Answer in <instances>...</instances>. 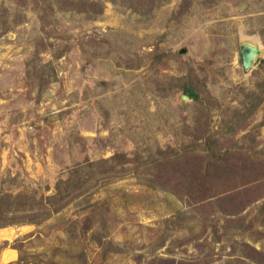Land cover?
<instances>
[{
  "label": "rangeland",
  "instance_id": "obj_1",
  "mask_svg": "<svg viewBox=\"0 0 264 264\" xmlns=\"http://www.w3.org/2000/svg\"><path fill=\"white\" fill-rule=\"evenodd\" d=\"M98 1L0 0V194L21 193L32 205L0 204V249L16 252L0 264H243L235 257L245 252L246 263L264 262L252 249L264 256V195L239 214L188 208L128 163L105 176L83 168L58 209L42 206L84 159L137 150L143 162L156 145L192 140L191 119L204 114L175 82L234 104L231 85L252 87L260 75L264 0ZM243 42L258 48L248 67ZM222 112L211 109L215 130ZM261 117L259 105L216 147L264 153ZM263 190L264 178L255 192Z\"/></svg>",
  "mask_w": 264,
  "mask_h": 264
},
{
  "label": "trees",
  "instance_id": "obj_2",
  "mask_svg": "<svg viewBox=\"0 0 264 264\" xmlns=\"http://www.w3.org/2000/svg\"><path fill=\"white\" fill-rule=\"evenodd\" d=\"M86 1L88 4H99L98 0ZM96 11H99V7ZM162 55H164V52H162ZM154 61V59H151L150 63L154 64ZM255 71L260 72V75L252 87L246 88L240 83L231 85V88H235V92L231 96L235 98L234 104L222 99L217 101L214 96L206 95L192 87L190 82L185 83V85L175 82V84H172L171 89L179 87L181 92L189 97L195 96L189 102L192 112L197 113L198 110L199 113L204 114L203 117L199 114L191 119L190 130L193 134L187 132V135L193 136L192 140L180 142L178 146L166 144L161 147L156 145L143 162L139 161L142 155L137 150L132 151L131 155L127 154L126 151L116 150L105 157L84 159L82 162L73 165L65 178L57 180L55 191L45 196L46 201L42 202V206L48 208V210L58 209L61 205L58 201L64 198L70 189L76 188L77 184L74 179H78V174L83 168L91 172L92 175L105 176L121 172L127 167L128 163H131V167L135 169L139 165H143L148 170L146 173L149 176L145 178L146 184L158 186L177 194L179 198L185 200L188 208H197L204 205L217 206L224 207L227 211L225 213L239 214L238 212L245 205L264 195V190L255 192L264 178V172H259V169H264V158L262 157L264 153H259V150L216 147V144L222 132L234 130L241 118L252 113L259 105L262 109L261 122H264V105L262 103V96L264 95V58L258 59V67ZM170 77L172 80L179 79L176 76ZM196 94L198 95L196 96ZM238 94L240 98L237 96ZM213 107H216L217 111H223L220 118L221 128L218 130L213 129L210 124V112ZM224 113L228 114L224 116ZM186 126L189 125L186 124ZM60 184L63 186H60ZM24 196L21 193L10 195L4 192L0 194V204L3 203L2 206L5 209L29 210L32 205L27 202V199H23ZM5 209L0 206V212ZM230 209L232 211L228 212ZM257 210L261 214L259 223L263 224L264 200L257 206ZM183 212V210L177 211L180 214ZM87 220L89 218H86ZM28 221L36 222L32 216ZM88 228L89 222L87 221L81 226V231L84 233ZM260 231L261 235H264V228ZM98 242H100L99 238ZM243 245L249 246L247 242H244ZM252 249L257 254H262L264 258L261 250L255 249L253 246ZM247 255L246 252L238 254L235 260L248 264L245 262ZM22 261L23 258L18 255L17 262L22 263ZM255 261L259 264L264 263L261 259L255 258ZM81 264H84V262H81Z\"/></svg>",
  "mask_w": 264,
  "mask_h": 264
},
{
  "label": "water",
  "instance_id": "obj_3",
  "mask_svg": "<svg viewBox=\"0 0 264 264\" xmlns=\"http://www.w3.org/2000/svg\"><path fill=\"white\" fill-rule=\"evenodd\" d=\"M258 52V48L249 42H243L241 43L239 47V53H240V61L242 67H248L252 60L254 55ZM183 99H188L190 98L187 94L183 93L181 95Z\"/></svg>",
  "mask_w": 264,
  "mask_h": 264
},
{
  "label": "crops",
  "instance_id": "obj_4",
  "mask_svg": "<svg viewBox=\"0 0 264 264\" xmlns=\"http://www.w3.org/2000/svg\"><path fill=\"white\" fill-rule=\"evenodd\" d=\"M5 250H9V251L14 250V252H10L12 254V256H10V258H7V259L3 258V252ZM15 257H16V252H15V249L13 247H11V246H4V247H2L0 249V263L9 262V261L13 260Z\"/></svg>",
  "mask_w": 264,
  "mask_h": 264
}]
</instances>
